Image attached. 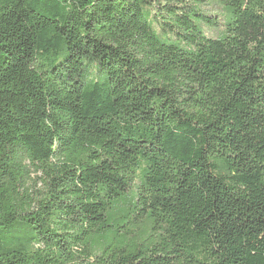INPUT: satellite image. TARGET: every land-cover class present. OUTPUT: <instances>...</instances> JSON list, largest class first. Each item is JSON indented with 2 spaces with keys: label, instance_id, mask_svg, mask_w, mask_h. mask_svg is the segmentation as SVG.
<instances>
[{
  "label": "trees",
  "instance_id": "16d2710c",
  "mask_svg": "<svg viewBox=\"0 0 264 264\" xmlns=\"http://www.w3.org/2000/svg\"><path fill=\"white\" fill-rule=\"evenodd\" d=\"M0 264H264V0H0Z\"/></svg>",
  "mask_w": 264,
  "mask_h": 264
},
{
  "label": "rangeland",
  "instance_id": "374dc122",
  "mask_svg": "<svg viewBox=\"0 0 264 264\" xmlns=\"http://www.w3.org/2000/svg\"><path fill=\"white\" fill-rule=\"evenodd\" d=\"M201 7L209 12H212V13H220L223 11L222 9V5L218 2H209V3H205V4H202ZM225 8H228V7H225ZM155 28L156 30H158V33L160 35H163V33L161 32V29H160V26L159 25H155ZM223 26L220 25L219 27H216V28H209V27H205V30L206 32H208V35L211 36V37H218L220 36L221 32L223 31Z\"/></svg>",
  "mask_w": 264,
  "mask_h": 264
}]
</instances>
